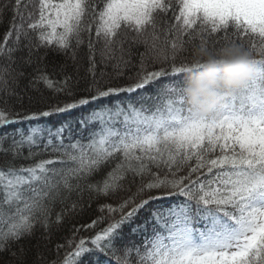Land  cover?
Wrapping results in <instances>:
<instances>
[{"label": "snow or ice", "instance_id": "snow-or-ice-1", "mask_svg": "<svg viewBox=\"0 0 264 264\" xmlns=\"http://www.w3.org/2000/svg\"><path fill=\"white\" fill-rule=\"evenodd\" d=\"M32 2L14 0L0 40V253L30 238L37 224L50 241L54 229L83 209L85 193L89 203L129 193L115 205H100L107 217L81 226L93 230L108 219L95 235L77 241L80 228H74L56 246L72 250L51 264H133V252L135 264H264V0H38L37 19L28 11ZM7 8L0 5V24ZM157 16L165 18L170 37L158 52ZM93 24L91 79L75 93L67 65L59 66L63 79L54 81L45 60L51 49L71 51L75 63ZM122 27L148 33L152 58L162 66L146 71L142 55L136 82L101 86L96 43L103 40L102 57L115 58L117 50L123 53ZM197 39L209 50L238 45L254 66L252 78L209 117H194L182 93L185 76L199 65L179 58ZM142 42L149 44L147 37ZM119 63L114 79L124 75ZM29 66L31 83L43 82L74 102L26 115L14 111L5 76H23L17 69ZM122 94L126 100L118 99ZM89 105L96 107L71 121L45 119ZM49 150L54 159H35ZM57 203L63 207L52 219Z\"/></svg>", "mask_w": 264, "mask_h": 264}, {"label": "trees", "instance_id": "trees-1", "mask_svg": "<svg viewBox=\"0 0 264 264\" xmlns=\"http://www.w3.org/2000/svg\"><path fill=\"white\" fill-rule=\"evenodd\" d=\"M53 2H59V0H53ZM7 4L8 8L3 14V24H0V40H2L3 33L7 29V25L12 16L11 6L14 4V0H0V5ZM28 11L33 12V19L38 18V0H33L32 7L28 9ZM178 7L176 12L178 14ZM172 13L168 14L170 18ZM31 22V21H26ZM86 23H88V19L86 18ZM174 22V21H172ZM158 28L157 32L159 34V39L155 41L156 44V52L166 46V41L170 40L169 36L165 35V31L168 27V24L165 23V18L161 16H157ZM151 31V30H149ZM91 35L93 39H95V26L93 24L91 33L84 34L85 43L81 45L78 49H76V61L75 63L71 59V51L65 55L63 53H57L51 49L48 50V56L46 57L45 63L47 64V72L51 74V79L54 81H60L63 79V74L59 71L60 65H67L66 74L72 76V84L73 91L75 93H79L80 89H83L86 86V82L90 81L91 77L88 75V49H87V39L88 36ZM223 36V33H221ZM148 38L149 44L146 45L142 41L145 38ZM118 40H123V53L117 50L115 52V58H109L107 55L101 56V53L104 51L103 40L96 43V61L98 63L97 68V80L99 81L101 86L104 85H125L136 82L138 79V72L141 68V60L142 55L144 57L145 70L152 71L159 69L162 65L159 61H154L153 56L156 54L150 49L151 37L148 33H145L144 36H137V34L131 29L122 27L120 29V34L117 37ZM187 39V37H185ZM247 41H245L246 43ZM200 41L197 39L193 43L186 46V50L181 54L179 59H192L193 51L196 46H198ZM222 45V44H221ZM220 46V45H218ZM43 51V49H42ZM122 56V60H121ZM119 63V69L124 73L122 79H114L117 75L113 66ZM0 67H3V63L0 62ZM56 68V71L53 72V68ZM34 66H29L23 69H17V71H23V76H15V74H8L5 76L7 81L8 91L14 92L15 95L10 97L9 104L12 106L13 110L16 112H21L22 114H29L32 111H43L51 107L55 106H63L65 103L74 102L73 97H69L66 93L61 92L57 93L54 89L47 88L43 82L31 83L33 77L35 75L33 71ZM104 72L106 75L103 77L100 76V73ZM15 76V80H14ZM77 81L79 83L77 84ZM165 81H161L164 83ZM2 87V85H0ZM152 92V89H149ZM19 97V99H17ZM82 98L80 95H76L75 99ZM118 99L126 100V95H121ZM104 104H112L115 103V99L109 101L104 99L102 101ZM2 106V105H0ZM96 105H89L79 109L71 110L69 113H61L57 116H53L50 118H45L49 121H57V120H68L71 121L73 119L79 118L85 113H87L92 108H95ZM119 126V125H118ZM93 129H98L99 124L94 123L91 125ZM70 141L65 140L64 143L68 144ZM84 143H87V132L84 133ZM33 151H38V149H33ZM54 154L49 150L48 152L42 153L40 156H37L35 159H54ZM17 163V166H19ZM29 163V162H23ZM59 167L60 165H56ZM71 166V165H69ZM109 167H105L103 171L99 174H96L92 177V182L101 180L103 176L110 170ZM2 170V169H0ZM132 192L136 191V186L133 185ZM129 193H121L119 196L105 200L104 198H100L98 200H93L91 203L88 202L87 193H85L83 204L84 207L81 210L79 207L76 212L67 218L61 228L59 230H53L54 235H52L50 241H46L44 239L45 230L40 225L37 224L35 226L34 234L30 238H26L21 240L19 243L12 246V248L4 253H0V264H51V261L56 258L57 260H62L64 255L71 251V248L61 247L59 252H57V245H64L65 242L72 236V231L74 228H80V231L77 233L76 239L77 241L80 238L91 237L96 234L100 229L105 227L109 222L108 219H105L103 222L98 224L93 230H87L82 228V225L91 224L93 220L104 216L107 217L108 213L100 211V205L103 203H112L113 205L117 204L120 200V197L126 196ZM77 196L75 194L72 195L70 200H67L65 203L70 207L73 200H76ZM167 204L168 202H163ZM63 205L57 203L53 209L52 219H55V213L60 212ZM15 253L13 255L12 253ZM106 258V257H105ZM131 259L133 264L136 261V255L133 252ZM112 264H115V261H112Z\"/></svg>", "mask_w": 264, "mask_h": 264}, {"label": "clouds", "instance_id": "clouds-1", "mask_svg": "<svg viewBox=\"0 0 264 264\" xmlns=\"http://www.w3.org/2000/svg\"><path fill=\"white\" fill-rule=\"evenodd\" d=\"M192 62L199 68L185 76L182 93L194 117L215 114L226 97L254 74L248 51L235 44H222L211 50L198 45Z\"/></svg>", "mask_w": 264, "mask_h": 264}]
</instances>
